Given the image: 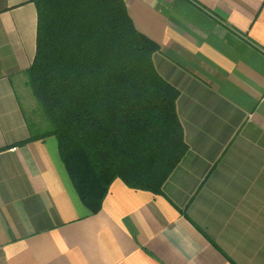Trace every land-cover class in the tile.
I'll list each match as a JSON object with an SVG mask.
<instances>
[{
    "label": "crops",
    "instance_id": "obj_1",
    "mask_svg": "<svg viewBox=\"0 0 264 264\" xmlns=\"http://www.w3.org/2000/svg\"><path fill=\"white\" fill-rule=\"evenodd\" d=\"M32 0H0V264H264V0H122L179 92L188 147L162 194L82 205L26 70Z\"/></svg>",
    "mask_w": 264,
    "mask_h": 264
},
{
    "label": "trees",
    "instance_id": "obj_2",
    "mask_svg": "<svg viewBox=\"0 0 264 264\" xmlns=\"http://www.w3.org/2000/svg\"><path fill=\"white\" fill-rule=\"evenodd\" d=\"M37 12L28 87L90 215L110 185L162 194L188 147L179 92L156 72L159 48L136 31L122 0H32Z\"/></svg>",
    "mask_w": 264,
    "mask_h": 264
},
{
    "label": "rangeland",
    "instance_id": "obj_3",
    "mask_svg": "<svg viewBox=\"0 0 264 264\" xmlns=\"http://www.w3.org/2000/svg\"><path fill=\"white\" fill-rule=\"evenodd\" d=\"M26 115H27V117H28V119L30 121L33 120L34 116L40 117L41 121L43 122L42 124H45L46 125V129H48V123H47V121L45 119V116H44L42 110L38 107L37 104L35 106V114H32L29 110H26Z\"/></svg>",
    "mask_w": 264,
    "mask_h": 264
}]
</instances>
